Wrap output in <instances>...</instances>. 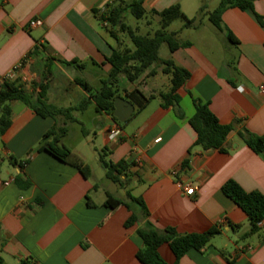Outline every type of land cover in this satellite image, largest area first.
<instances>
[{"label": "crops", "instance_id": "crops-1", "mask_svg": "<svg viewBox=\"0 0 264 264\" xmlns=\"http://www.w3.org/2000/svg\"><path fill=\"white\" fill-rule=\"evenodd\" d=\"M112 1L140 0H0V84L20 80L36 95L40 92L37 85L45 84L49 103L62 108L86 106L73 112L75 122H68L62 116L40 117L23 102H12L11 127L0 137L3 263L10 258L16 264H142L136 256L144 247L138 229L146 220L126 227L132 211L123 205L105 206L108 194L127 200L130 192L144 201L149 221L160 230L172 227L179 234H189L216 225L221 228V234L203 251L191 250L179 264H264V219L259 232L249 235L247 214L222 189L234 180L247 192L264 195V152L257 154L239 136L245 130L264 136V93L260 91L264 86V27L250 12L238 8L226 11L223 24L238 41L235 44L227 31L206 22L208 16L197 28L182 30V24L172 30L173 23L170 31L192 43L162 56L191 73L177 92L180 103L163 106L160 95L171 89V77L161 72L162 68H157L154 77L147 76L148 70L134 83L122 76L118 97L131 101L128 93L139 90L154 98L121 126L98 110L76 83L81 78L94 93L99 91L109 80L112 66L108 58L113 49L129 47L121 34L119 42L112 38L94 13ZM201 2L143 0L147 16L142 20L149 27L157 24L160 28V19L152 12L175 5L190 19L204 4L207 12H212L208 10L210 0ZM255 9L264 16V0L256 1ZM35 18L42 19L43 25L30 29L29 22ZM74 61L83 68L72 64ZM11 74L13 78L8 79ZM164 81L168 84H161ZM194 98L209 103L221 124L233 126L226 152L195 145L197 133L189 122L195 114ZM87 114L92 130L83 121ZM74 123L82 126L97 162L104 150L113 163L129 162L127 176H123L128 180L125 187L109 180L123 190L118 196L95 182L87 157L66 144ZM115 125L121 135L110 140L108 131ZM54 127L67 128L60 144L71 149V161L82 160L91 168L88 178L70 162L42 150L44 144L55 141V135L44 138ZM158 139L161 141L156 142ZM12 157L27 164L23 168L14 165ZM18 176L28 185L19 183ZM178 181L193 186L195 195H186ZM127 202L140 211L138 205ZM159 253L168 264L176 263L169 244L160 246Z\"/></svg>", "mask_w": 264, "mask_h": 264}, {"label": "trees", "instance_id": "trees-1", "mask_svg": "<svg viewBox=\"0 0 264 264\" xmlns=\"http://www.w3.org/2000/svg\"><path fill=\"white\" fill-rule=\"evenodd\" d=\"M258 0H219V5L212 12H207V6L204 4L200 8L198 15L194 18H188L182 11L179 5L170 7L162 12H152L160 19V28L152 36L140 35L126 23L127 14L131 13L137 20H142L147 16V12L143 7V0L134 1L132 3H107L102 9L94 10L95 15L100 20L103 28L108 34L119 42V34L128 33L133 44L132 48L119 47L114 48L111 57L108 58L109 64L112 66L108 82L104 83L103 87L93 92L90 85L81 78L76 79V83L80 85L96 103L97 109L111 115L114 120L121 126L126 123H120L114 117V100L118 97L119 82L122 76H125L130 82H137L142 76L147 74L148 77H154L158 73L157 68H162L161 72L171 77V89L167 93H162L160 96L163 100V106L178 105L180 97L178 90L191 78V73L187 69L178 66L172 59H163L160 55L162 46L167 45L170 53H174L180 48H188L192 46L189 41H182L179 38V32L170 31L171 25L182 20L184 29L197 28L203 18L208 16L209 21L219 30L227 31L228 39L235 44L238 41L233 34L224 27L223 15L226 11L238 8L242 11L250 12L257 19L259 24L264 27V16L257 13L255 3ZM107 23V25H105ZM79 68L83 65L74 61ZM40 88L38 95L34 91H29L24 83L20 80L8 81L4 80L0 84V137L3 136L12 124V109L11 104L14 101H21L32 109L38 116L58 117L62 116L68 122H75L73 116L75 111H83L86 106L62 108L51 104L47 101V85L39 84ZM128 98L136 105L134 115L143 110L149 102L154 98L145 97L139 90H134L128 93ZM195 114L190 118L189 122L197 133L196 146H200L205 150L215 149L221 152H226V141L230 132L233 130L232 125H223L220 123L217 116L210 109L209 103L201 99L194 98ZM180 116H183L180 113ZM67 128L54 127L49 131L44 138L50 135H55L56 139L52 143L43 145L42 150L47 151L55 158L63 162H70L77 167L80 172L89 177L92 173L91 168L82 160L71 161L72 151L67 146L60 144V139L67 133ZM240 138L257 154L264 152V136L255 135L248 130L240 133ZM107 151L99 155V161L106 171V177L113 183L125 187L128 180L123 179L129 167V162L123 160L118 163H113L107 160ZM11 161L14 165H19L23 168L27 161L19 162L13 157ZM187 164V163H186ZM17 181L21 184L28 185L21 177H17ZM224 194L233 200L248 216L251 222V231L249 235L259 232V224L264 219V195L260 192H247L236 181L230 180L223 186ZM127 200L138 205L140 211L133 210ZM127 200H122L108 194L105 201V206L110 208H118L126 206L132 215L126 221L125 226L131 227L140 223L145 219L144 225L138 229V235L144 242V247L137 253V258L142 264H168L160 255L159 248L163 244H169L173 253L176 256V263L188 254L191 250L203 251L212 241L213 238L220 235L222 230L219 226H213L203 233L179 234L174 228L169 227L164 230L158 229L151 221H149V212L140 197H134L130 192L127 193ZM89 206H94L89 202ZM239 229V227L237 228ZM235 229V230H237ZM0 264L3 259L0 256ZM21 264H30L27 261H22Z\"/></svg>", "mask_w": 264, "mask_h": 264}, {"label": "rangeland", "instance_id": "rangeland-1", "mask_svg": "<svg viewBox=\"0 0 264 264\" xmlns=\"http://www.w3.org/2000/svg\"><path fill=\"white\" fill-rule=\"evenodd\" d=\"M199 1L201 2L202 0H199ZM218 4H219L218 0H210V2L208 3V5H209L208 10L213 11L214 8H216L218 6ZM206 22L209 23V19L206 20ZM126 23L128 24L129 27H131L133 30H135L140 35L150 34L153 36L155 34V32L159 29V26L157 24L149 27L146 24L145 20H137L131 13L127 14ZM182 24H183L182 20H177L174 22L171 29L172 30H178L179 28H181ZM211 27H213L212 29H215L214 26H211ZM121 35H122V42H125V46H129L132 48L133 44L129 38L128 33H121ZM168 51H169V49H168L167 45L164 44L160 50L161 57L166 56ZM163 79H166V78H163ZM161 84H168V81H166V82L164 81ZM165 89H166V87H163L161 90L164 91ZM88 116H89L88 114L85 115L83 118V121L86 123L87 128L89 130H92L93 125H90L86 121ZM86 138L87 137L85 136V134L83 132L82 126L77 124V123H74L70 127V132H69L68 136H66L65 142L68 146H70L74 150V152L80 151L87 157L88 162L90 163V165L93 168V174H92L93 180L95 182L103 184L105 187H108L111 190L113 189V191L118 192V193H115L116 196H118V194L122 193L123 190L119 186L115 187L113 185V183L107 179L106 171L102 167L101 163H99L95 160L96 155L94 153L93 145H88L86 143ZM89 138L90 139L93 138V135H90ZM100 195H103V192H101ZM134 195L138 196L136 193ZM5 264H16V261L14 259L7 258Z\"/></svg>", "mask_w": 264, "mask_h": 264}, {"label": "built area", "instance_id": "built-area-1", "mask_svg": "<svg viewBox=\"0 0 264 264\" xmlns=\"http://www.w3.org/2000/svg\"><path fill=\"white\" fill-rule=\"evenodd\" d=\"M112 2H110V4H112ZM43 25V21L42 19H39V18H35V19H32L30 22H29V25L28 27L31 29V28H37V27H40ZM105 25H107V23H105ZM8 79H12L13 78V75H9L7 77ZM240 91H244V88L241 87L240 88ZM260 91L262 93H264V86H261L260 87ZM121 135V129L115 125L114 127H112L109 131H108V137L110 140H114L116 138H118L119 136ZM161 141V139H158L156 142H159ZM173 174L175 175L176 173L173 172ZM177 185L180 189L184 190V192L186 193V195L188 196H193L195 195V188L191 185H184L182 182L178 181L177 182Z\"/></svg>", "mask_w": 264, "mask_h": 264}, {"label": "water", "instance_id": "water-1", "mask_svg": "<svg viewBox=\"0 0 264 264\" xmlns=\"http://www.w3.org/2000/svg\"><path fill=\"white\" fill-rule=\"evenodd\" d=\"M114 108V117L117 118L120 123H126L135 113V105L131 101L121 97L115 98Z\"/></svg>", "mask_w": 264, "mask_h": 264}]
</instances>
